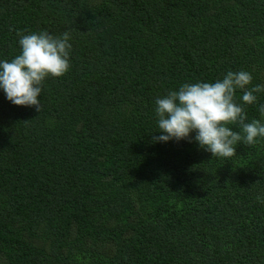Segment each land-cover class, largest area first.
Returning <instances> with one entry per match:
<instances>
[{
    "label": "trees",
    "instance_id": "16d2710c",
    "mask_svg": "<svg viewBox=\"0 0 264 264\" xmlns=\"http://www.w3.org/2000/svg\"><path fill=\"white\" fill-rule=\"evenodd\" d=\"M40 31L70 32V69L39 113L0 89V264H264V138L153 142L169 91L264 85V0H0V61Z\"/></svg>",
    "mask_w": 264,
    "mask_h": 264
},
{
    "label": "clouds",
    "instance_id": "9594fccd",
    "mask_svg": "<svg viewBox=\"0 0 264 264\" xmlns=\"http://www.w3.org/2000/svg\"><path fill=\"white\" fill-rule=\"evenodd\" d=\"M20 54L11 61H0V89L8 101L16 106L41 109L40 95L46 78H59L70 69V32L55 36L47 31L22 34ZM252 75L247 71H229L222 80L215 82L185 83L179 90L169 91L155 101L158 131L153 142L194 140L200 148L213 157L230 158L236 154L238 142L253 145L257 138H264V122L247 121L246 105L257 102L258 93L264 85L249 87ZM242 91L241 102L237 103L236 92ZM264 117V104L259 105ZM238 125L243 136L228 125Z\"/></svg>",
    "mask_w": 264,
    "mask_h": 264
}]
</instances>
